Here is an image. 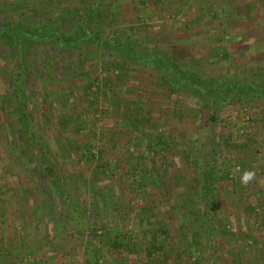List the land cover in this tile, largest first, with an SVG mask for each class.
<instances>
[{"label":"rangeland","instance_id":"obj_1","mask_svg":"<svg viewBox=\"0 0 264 264\" xmlns=\"http://www.w3.org/2000/svg\"><path fill=\"white\" fill-rule=\"evenodd\" d=\"M93 7L101 41L212 84L264 82V0H0V25L78 37ZM0 264H264V96L173 90L88 42L25 38L18 56L1 36Z\"/></svg>","mask_w":264,"mask_h":264},{"label":"trees","instance_id":"obj_2","mask_svg":"<svg viewBox=\"0 0 264 264\" xmlns=\"http://www.w3.org/2000/svg\"><path fill=\"white\" fill-rule=\"evenodd\" d=\"M95 14L94 7L91 9V13L88 23L86 24V29L82 33V35L78 37H70L65 33H61L50 27L49 25H41L35 30H30L24 24H15V25H0V37L8 36L11 37L17 46L18 56H21V40L25 38L34 39L36 42H45V41H55L59 47L63 50L75 49L79 48L83 42H88L96 45L97 47H101L103 49H109L114 52L119 58L125 59L129 62H137V63H148L152 64L161 71L163 78L168 84L170 89H176L179 91H184L186 89L193 90L201 93L206 97H212L215 95L221 94H238L240 97L248 96V95H263L264 96V82H247V83H234L224 81L220 85L212 84L207 79H201V77H193L187 73L184 68H182L179 63L174 60L171 56L161 53L158 51H150L146 48L142 47H134L130 43L121 42L118 40H104L101 41L99 37L92 35L90 31L89 23L91 18ZM21 58V57H20ZM21 60V59H20ZM21 86L25 84V75L21 74ZM89 86L88 88H90ZM26 121L29 123V117L26 112ZM211 121L216 120L215 115L210 116ZM30 134L33 136L32 129H30ZM33 138V137H32ZM35 138V136H34ZM34 140V139H32ZM36 141V140H35ZM37 142V141H36ZM38 143V142H37ZM40 150V158L39 165L41 171V177H46V170L52 171L55 173L57 178V184L61 187L62 192L64 194L67 193L66 188L63 184V177L57 167L48 162L47 152L42 149L39 145L37 147ZM213 173V172H212ZM213 173V182L215 183L217 177L214 176ZM67 196V195H66ZM70 198L67 197L66 201L68 204L67 210L72 215L71 222L72 226L76 228L83 226L86 224V219H84L80 214L79 210L71 207ZM74 222V223H73ZM78 223V224H77ZM119 237H116L113 242V247L121 250V248H125L123 242L119 241Z\"/></svg>","mask_w":264,"mask_h":264}]
</instances>
